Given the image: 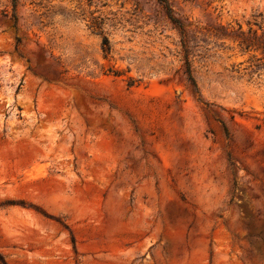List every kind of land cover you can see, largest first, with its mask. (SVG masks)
<instances>
[{"label":"rangeland","instance_id":"1","mask_svg":"<svg viewBox=\"0 0 264 264\" xmlns=\"http://www.w3.org/2000/svg\"><path fill=\"white\" fill-rule=\"evenodd\" d=\"M260 25L264 0H0V264H264V54L227 37Z\"/></svg>","mask_w":264,"mask_h":264},{"label":"trees","instance_id":"2","mask_svg":"<svg viewBox=\"0 0 264 264\" xmlns=\"http://www.w3.org/2000/svg\"><path fill=\"white\" fill-rule=\"evenodd\" d=\"M13 4V10H15L16 7V0H12ZM2 17H8V13L2 12ZM12 19V26L14 29L18 28V17L15 13L11 16ZM173 21L175 27L179 30V33L182 37V47L184 49V64L186 67L185 73L188 82L193 86L195 93H198V87L196 84V81L192 75L191 71V64L189 60V54H190V47L188 44V40L186 39L187 31L185 28V25L176 18H171ZM259 28L262 30V33L260 35L257 34L256 30H252L251 28L248 29V31H243L241 26H238L237 29H230L228 31L227 29V37H230L233 39V41L237 42V44L246 52L250 51H261L264 54V28L260 25ZM215 35H218L217 33ZM20 39L16 38V43H20ZM102 50L104 52L110 51V44L109 40L106 36H103L102 38ZM129 85H132V83H129Z\"/></svg>","mask_w":264,"mask_h":264}]
</instances>
